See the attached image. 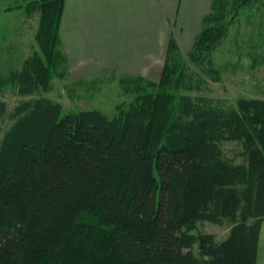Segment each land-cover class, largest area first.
<instances>
[{"label": "trees", "instance_id": "obj_1", "mask_svg": "<svg viewBox=\"0 0 264 264\" xmlns=\"http://www.w3.org/2000/svg\"><path fill=\"white\" fill-rule=\"evenodd\" d=\"M63 1L22 8L39 14V52L0 74V95L36 96L11 109L0 100V264H255L264 99L178 93L221 82L212 54L258 0H211L186 56L170 40L158 81L119 79L134 98L112 117L61 116L58 102L38 97L64 79ZM225 143L239 149L227 155ZM203 223L227 227V237L197 232Z\"/></svg>", "mask_w": 264, "mask_h": 264}, {"label": "crops", "instance_id": "obj_2", "mask_svg": "<svg viewBox=\"0 0 264 264\" xmlns=\"http://www.w3.org/2000/svg\"><path fill=\"white\" fill-rule=\"evenodd\" d=\"M34 1L39 0H0L2 75L21 69L28 57L39 52L35 39L39 14L22 9ZM210 6L211 0H64L58 31L64 57L62 80L81 82L114 71L147 79L151 68L160 78L171 39L182 53L183 29L177 38L172 22L177 24L181 11L184 23L195 14L202 19ZM255 264H264V221Z\"/></svg>", "mask_w": 264, "mask_h": 264}, {"label": "rangeland", "instance_id": "obj_3", "mask_svg": "<svg viewBox=\"0 0 264 264\" xmlns=\"http://www.w3.org/2000/svg\"><path fill=\"white\" fill-rule=\"evenodd\" d=\"M238 14L237 19L229 25L227 36L221 46L212 54L215 66L221 71V82L208 81L206 91L199 94L187 92L178 94L206 96L231 105L239 98L264 99V0H258L250 7L241 8ZM182 16L183 11L180 12L177 24L172 22L171 31L179 38L178 31L183 29L179 42L182 53L186 56L191 51L194 38L200 29L201 19L195 14L190 21L184 23ZM150 71L147 79L158 81L159 74H155L152 68ZM123 76L125 75L116 74L114 71L73 83L63 81L55 75L51 81V89L47 93L39 92L38 97L58 102L62 107L61 116L68 112L98 110L112 117L117 105H126L134 98L133 95L124 94L120 88L118 82ZM35 97L33 95L22 98L8 89L0 95V100L11 109L18 103ZM222 148L227 155L239 149L234 143H225ZM228 231L227 227L210 223L197 225V232L212 234L217 242L224 240Z\"/></svg>", "mask_w": 264, "mask_h": 264}]
</instances>
